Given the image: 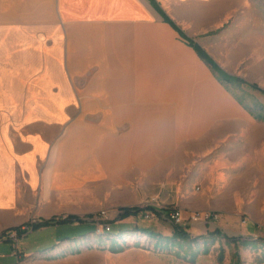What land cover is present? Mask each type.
<instances>
[{"label":"crops","instance_id":"crops-1","mask_svg":"<svg viewBox=\"0 0 264 264\" xmlns=\"http://www.w3.org/2000/svg\"><path fill=\"white\" fill-rule=\"evenodd\" d=\"M153 1L178 28L179 9L212 0ZM208 68L151 0H0V236L85 219L107 188L213 139L231 102ZM81 223L60 236L64 224L23 231L51 232L19 240L12 262L80 264Z\"/></svg>","mask_w":264,"mask_h":264},{"label":"rangeland","instance_id":"rangeland-1","mask_svg":"<svg viewBox=\"0 0 264 264\" xmlns=\"http://www.w3.org/2000/svg\"><path fill=\"white\" fill-rule=\"evenodd\" d=\"M192 8L178 10V33L187 44L207 52L217 68L233 79L225 84L216 70L208 68L216 86L230 99L229 112L209 129L213 139L184 147L166 170L133 176L123 187L107 188L106 200L82 219L84 243L70 246L80 264H264V0H212L205 8ZM124 207L146 208L150 218L144 220L140 212L119 223L117 216ZM151 208L178 210L183 220L179 227L189 239L173 238V225L165 217L168 210L158 214ZM101 211L110 219L108 236L94 234L93 219ZM193 213L214 218L190 224ZM135 228L152 229L154 236H144ZM76 230L64 224L56 233ZM49 232L26 233V240L18 241L47 239ZM13 245L0 243V264H14Z\"/></svg>","mask_w":264,"mask_h":264},{"label":"trees","instance_id":"trees-1","mask_svg":"<svg viewBox=\"0 0 264 264\" xmlns=\"http://www.w3.org/2000/svg\"><path fill=\"white\" fill-rule=\"evenodd\" d=\"M152 5L156 8V10L162 15V18L164 21H166L167 23H169L174 29H176L178 31V28L174 26V24L164 15V13L158 8V6L155 4V2L153 0H151ZM188 45H191L192 48L195 50V52L197 53V55L204 60L208 65H210V67L214 70H216L220 76H221V81L225 84H231V81H233V79H231L229 76L224 75V73L219 70L216 66V64L211 60V58L197 45H193L188 43ZM237 80V79H235ZM146 209V208H145ZM153 209V208H151ZM144 209H140V208H136V207H132V208H122L120 209L119 215L117 216V218L119 220H123L126 219L128 217H134L136 216L138 213L142 212ZM155 211V209H153ZM83 222L82 219L75 217V216H67L64 219H50V220H46L43 221L41 223L38 224H34L33 225V229H39L42 227H48V226H53V225H57V224H72V223H81ZM135 232L137 233H141L144 236H154L153 232L149 229H139V228H135L134 229ZM20 233H22L20 230H17V234L19 235ZM215 234L220 235L221 232L216 230ZM172 237L178 240H187L189 239L188 234L185 232V230H183L182 228H180L177 225H173L172 226ZM264 243V242H263Z\"/></svg>","mask_w":264,"mask_h":264},{"label":"built area","instance_id":"built-area-1","mask_svg":"<svg viewBox=\"0 0 264 264\" xmlns=\"http://www.w3.org/2000/svg\"><path fill=\"white\" fill-rule=\"evenodd\" d=\"M150 213L146 212V209H144L142 211V218L144 220L149 219L150 218ZM167 220L172 224V225H177V226H182L183 225V220H182V215L178 210H168L166 212V216ZM214 216L210 215V214H202V216L199 214H191L189 216V222L190 224L193 223H198L199 221L202 223H205L207 221H210L211 219H213ZM94 220V234L97 236H108L110 235L109 233L111 232V226L109 223V220L107 218V215L104 211L99 212V214L97 215V217H95ZM36 223L34 220L30 223L31 226H33V224ZM31 226L28 227H22L20 228V231L23 232H28L32 229ZM2 239H5L7 241H10L12 243H14L13 247H12V252L14 254H18V239H20V236L17 234V231H8L6 233H4L2 236H0V241ZM17 264H22L21 262H18Z\"/></svg>","mask_w":264,"mask_h":264}]
</instances>
